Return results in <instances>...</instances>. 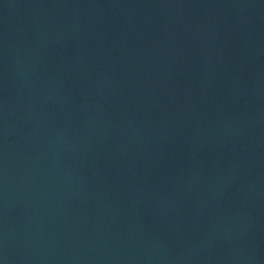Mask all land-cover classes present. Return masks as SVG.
<instances>
[{
    "label": "water",
    "instance_id": "obj_1",
    "mask_svg": "<svg viewBox=\"0 0 264 264\" xmlns=\"http://www.w3.org/2000/svg\"><path fill=\"white\" fill-rule=\"evenodd\" d=\"M0 264H264V0H0Z\"/></svg>",
    "mask_w": 264,
    "mask_h": 264
}]
</instances>
